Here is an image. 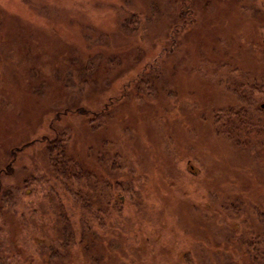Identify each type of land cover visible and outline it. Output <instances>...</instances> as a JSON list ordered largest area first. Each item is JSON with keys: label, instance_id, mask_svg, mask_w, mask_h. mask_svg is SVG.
Wrapping results in <instances>:
<instances>
[{"label": "rangeland", "instance_id": "obj_1", "mask_svg": "<svg viewBox=\"0 0 264 264\" xmlns=\"http://www.w3.org/2000/svg\"><path fill=\"white\" fill-rule=\"evenodd\" d=\"M261 85L264 0H0V264H257Z\"/></svg>", "mask_w": 264, "mask_h": 264}, {"label": "trees", "instance_id": "obj_2", "mask_svg": "<svg viewBox=\"0 0 264 264\" xmlns=\"http://www.w3.org/2000/svg\"><path fill=\"white\" fill-rule=\"evenodd\" d=\"M261 89H264V85H261ZM245 96H241V100H244ZM80 111L82 109H79ZM247 109L233 110L227 109L223 113L221 118H218L219 115L215 117V132L218 134L224 135L229 141L234 145L239 147L242 151L251 150L253 148H262L264 149V123L259 117L252 118V114L246 111ZM258 114H264V110L261 108L257 111ZM47 141L45 146V153L48 158V162L51 168L58 173H63L66 175L68 170L73 166L69 159L65 157V139L64 135H56L53 138L45 139ZM258 145V146H257ZM9 168V164L5 167ZM81 173L79 177L81 178ZM26 184L29 182L25 181ZM2 199V198H1ZM226 211L232 212L236 215L240 211L241 203L238 201L231 204L224 205L223 207ZM59 215L63 218L62 223L66 224L68 219L64 213V209L60 206ZM253 243V242H252ZM251 245H254L251 244ZM255 263L262 264L264 263V254H261V257H255Z\"/></svg>", "mask_w": 264, "mask_h": 264}, {"label": "water", "instance_id": "obj_3", "mask_svg": "<svg viewBox=\"0 0 264 264\" xmlns=\"http://www.w3.org/2000/svg\"><path fill=\"white\" fill-rule=\"evenodd\" d=\"M260 108L264 110V103L260 105Z\"/></svg>", "mask_w": 264, "mask_h": 264}]
</instances>
